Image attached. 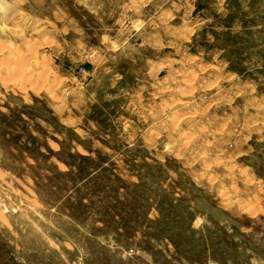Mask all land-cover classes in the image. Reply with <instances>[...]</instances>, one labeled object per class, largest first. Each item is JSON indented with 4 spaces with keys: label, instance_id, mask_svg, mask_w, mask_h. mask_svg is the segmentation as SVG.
Returning <instances> with one entry per match:
<instances>
[{
    "label": "rangeland",
    "instance_id": "1",
    "mask_svg": "<svg viewBox=\"0 0 264 264\" xmlns=\"http://www.w3.org/2000/svg\"><path fill=\"white\" fill-rule=\"evenodd\" d=\"M0 264H264V0H0Z\"/></svg>",
    "mask_w": 264,
    "mask_h": 264
}]
</instances>
